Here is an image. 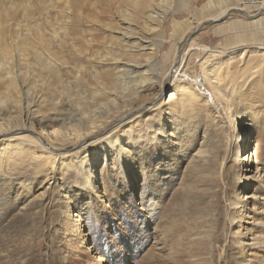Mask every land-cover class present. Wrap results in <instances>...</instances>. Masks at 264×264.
<instances>
[{"label": "rangeland", "instance_id": "374dc122", "mask_svg": "<svg viewBox=\"0 0 264 264\" xmlns=\"http://www.w3.org/2000/svg\"><path fill=\"white\" fill-rule=\"evenodd\" d=\"M136 1L0 0V124L107 123L0 134V264H264V0Z\"/></svg>", "mask_w": 264, "mask_h": 264}, {"label": "bare ground", "instance_id": "6f19581e", "mask_svg": "<svg viewBox=\"0 0 264 264\" xmlns=\"http://www.w3.org/2000/svg\"><path fill=\"white\" fill-rule=\"evenodd\" d=\"M135 3H136L135 6L137 7V9H136L137 12H134V14L137 15L138 17L143 18L146 24H152L153 22H156L159 20L162 21L163 19H165V17L163 18V16H165L166 13L163 10H167L166 9L167 8L166 7L167 0H137ZM230 10H234V9H230ZM230 10H226L224 15L222 16V18L220 20H214V21H216V22L223 21L230 14V12H231ZM241 11H243V10H241ZM226 13H228V14H226ZM261 15H262V13L259 12V14H256L252 18H254V19L260 18ZM3 24H4V21L2 19H0V41L3 39V37L5 35V31H4V29H2ZM123 38L126 39V36H124ZM138 42L141 43V41H138ZM258 48L261 49V47H258ZM202 50L207 51L208 49L204 48ZM181 66H178L176 68V70L174 71V74H173L174 79H176V77H178L181 74ZM126 75H130V74L127 72H123L122 74H120L121 77L126 76ZM12 79H9L8 84L13 88V90H16L18 86H17L16 82ZM177 81H180V84L176 88V89H179L178 93L184 92L185 90H187L186 86L184 84H182L183 80L181 81V79H177ZM9 85H8V87H9ZM174 98H175L174 92L170 93L169 101H172V99H174ZM156 104H154V105H156ZM144 109H145L144 106L139 107L136 110H134L133 108L125 107L122 110H118V112L115 113L114 118L121 116L122 114L126 113L127 111H133L131 113L132 115H140ZM29 112H30V107H27L26 113H29ZM128 117H130V115ZM106 119H107L106 121H108V123L111 122V121H109V119H111L110 117L106 118ZM81 122L83 124H85L84 120H82ZM105 125H107V123L104 124V122L101 118L100 119L97 118V119L92 121L91 127H86L85 130L79 128L78 126H73V128L65 130V132L62 130H57V132L53 131L52 133L51 132L47 133L46 129H42L41 134L39 133V136L34 137L33 141H29V142L26 140H21L16 135V133H18L19 131H27V130L21 129L19 127H13V128L8 129V128H5L3 126V124H0V134H5V133L12 134L10 139L7 140L6 144H8V146H9L11 143L17 142L18 153L23 152L25 150L26 146L32 147V145H33V147H34V145H35V146L41 147V149H43V151H44L43 156L45 157L46 161L51 164L52 159L56 158L59 154L55 150V149H57V147L53 144V141H60L61 142L60 138H62V142H65V144H67V145L71 144V143H77L79 148H84L83 146H85L89 141L95 139L94 136ZM239 125H240L239 122H236L234 120L231 121L232 134H233V137L236 138L237 140H240L238 137V135L240 134V130H239L240 126ZM241 140H242V137H241ZM100 141L109 142V137L106 138L103 136L100 138ZM25 144H27V145H25ZM249 160H250V158L247 159V162Z\"/></svg>", "mask_w": 264, "mask_h": 264}, {"label": "water", "instance_id": "95a60500", "mask_svg": "<svg viewBox=\"0 0 264 264\" xmlns=\"http://www.w3.org/2000/svg\"><path fill=\"white\" fill-rule=\"evenodd\" d=\"M231 12H236V13L242 14V15H244V16H247V14H246L245 12L241 11V10L234 9V10L231 11ZM231 12H230V13H231ZM247 17H249V16H247ZM212 21H213V22H216V21H214V20H212Z\"/></svg>", "mask_w": 264, "mask_h": 264}]
</instances>
